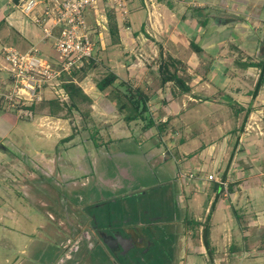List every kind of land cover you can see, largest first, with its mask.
I'll return each mask as SVG.
<instances>
[{
	"label": "rangeland",
	"instance_id": "rangeland-1",
	"mask_svg": "<svg viewBox=\"0 0 264 264\" xmlns=\"http://www.w3.org/2000/svg\"><path fill=\"white\" fill-rule=\"evenodd\" d=\"M125 1L128 14L122 17L115 12L119 31L130 35L133 28L140 32L141 22L147 19V9L153 10L151 4L158 6V0ZM13 2L0 0V49L10 46L25 52L39 43L43 33L30 18L12 7ZM161 2L165 3L162 7L178 15V24L171 23V33H180L186 44L179 48V56L182 61L189 58L190 65L196 69L192 79H188L189 83L197 85L195 102L188 99L187 93H181L174 83L160 87L157 66L163 61V55L158 52L155 56L151 50L150 56L142 54V50L124 52L119 44L120 36L117 42H112L107 25L101 38L94 34L98 39L94 63H89L74 77H64L79 83L92 104H80L78 110L69 108L67 96L49 91L44 94L45 100L58 102L56 115H49V104L45 102L31 118L17 116L9 105L0 104V264H62V242L70 236L68 226L76 225L71 214H68L70 223L66 221L63 207L68 205L82 213L84 205L119 196L129 185L130 192L146 191L148 207L165 197L162 204L166 213L174 208L178 215L174 222L177 229L175 249L165 264H211L207 252L203 255L188 253L186 245L188 242L194 244V240L185 226V217L201 223L210 219L213 228L228 234L230 239L232 236L235 241L239 240L238 244L241 227H246L251 252L246 259L235 254L231 264H264V222L256 223L252 219L254 214L258 216L257 211L264 210V162L255 170L248 169L247 164L237 167L243 171L242 177L248 178L241 182L240 190L234 183L229 193L227 188L231 182L226 178L238 142L237 133L247 127L248 121L242 124L246 108L243 105L252 97L250 93L259 74L258 69L253 70L254 76L244 74L243 63L258 61L264 53V23L253 25L254 15L259 12L264 20V0ZM167 2L172 3L173 11ZM87 14L92 23L90 11ZM244 19L246 26H236V22ZM226 22L229 23L225 27H217ZM145 34L143 43L153 49L151 45H158V41L167 37V30L159 35L153 31ZM48 44L52 45L53 41L49 40ZM193 44L201 51L196 52ZM162 51L167 54L166 49ZM52 53L55 55L54 51ZM211 66L234 70L226 75L230 82L227 87L224 78L217 74L218 70L205 71ZM111 71L117 73L118 79L100 92L96 81ZM233 72H237L236 75ZM228 76L245 79L231 82ZM201 77L208 79L207 86ZM200 82L207 89L201 88ZM121 83L125 87H121ZM233 86L238 88L236 92L231 91ZM126 87L133 90L139 87L150 97L148 111L129 122L124 116L131 107L119 108L126 101L122 94ZM240 105L243 111L236 113L235 108ZM150 118L156 125L163 124V130L145 128ZM261 130L262 135L258 130H245L244 145L255 138L264 140V121ZM260 156L264 157V151ZM190 173L205 178L215 174L226 179L228 186L223 188V194H229H220L215 199L214 182L187 181L180 176ZM229 173L236 177L235 172ZM115 185L119 187L113 188ZM214 199L217 202L209 217ZM154 207L158 209L156 204ZM83 220L88 225V218ZM95 243L102 245L98 238ZM224 253L229 255L230 250L220 244L218 264L225 258ZM77 258V262L70 264H101L98 259H90L84 250Z\"/></svg>",
	"mask_w": 264,
	"mask_h": 264
},
{
	"label": "built area",
	"instance_id": "built-area-1",
	"mask_svg": "<svg viewBox=\"0 0 264 264\" xmlns=\"http://www.w3.org/2000/svg\"><path fill=\"white\" fill-rule=\"evenodd\" d=\"M12 7L30 18L43 33L39 43L25 52L10 46L0 49V104L9 105L17 116L27 118L35 112L32 105L45 101V93L53 91L66 98L61 88L62 77L94 59L98 40L94 34L101 38L107 30V7L122 17L128 14L125 0H18ZM88 11L92 23L88 21ZM49 40L53 41L50 46ZM180 176L187 181L204 180L228 186L226 179L215 174L206 178L194 173Z\"/></svg>",
	"mask_w": 264,
	"mask_h": 264
},
{
	"label": "flooded vegetation",
	"instance_id": "flooded-vegetation-1",
	"mask_svg": "<svg viewBox=\"0 0 264 264\" xmlns=\"http://www.w3.org/2000/svg\"><path fill=\"white\" fill-rule=\"evenodd\" d=\"M127 187L124 185V188ZM130 187L119 196H109L103 202L84 205L82 213L75 212L68 205L63 207L66 221L69 222L71 218L68 214H71L76 225L68 224L70 236L62 242V264L77 262L82 250L90 259L100 260L101 264H165L168 255L175 249L177 229L174 222L178 220V215L174 208L166 213L162 204L165 197L153 201L152 204L155 202L158 207L155 209V204L148 207L145 190L130 192ZM84 218H88V225ZM116 218L118 221H115ZM97 238L103 246L95 243Z\"/></svg>",
	"mask_w": 264,
	"mask_h": 264
},
{
	"label": "crops",
	"instance_id": "crops-1",
	"mask_svg": "<svg viewBox=\"0 0 264 264\" xmlns=\"http://www.w3.org/2000/svg\"><path fill=\"white\" fill-rule=\"evenodd\" d=\"M163 3L164 2H161V0L160 1L158 0V6H155L154 4H151L152 7H154L153 10H151L149 8L147 9V19H145V21L141 22L140 32H138L136 29L133 30V28H132L133 32L129 31L130 35H128L126 31H124V32L119 31V36H120V43L119 44H121L123 46L124 52L134 51V52H138L139 53L140 50H142V52H141L142 54L150 56V50H151L155 56H158V52H159L160 56L163 55V57H165L166 55L169 54L173 58H176V59L180 60L181 63L184 65V67L180 68L179 71H180L181 74H183V76L185 75L184 77L186 78L187 84L190 85V87H191L190 92H188L186 94V96H188L189 100L195 102L196 101V99H195L196 98V94H195L194 91H195V88H197V85L196 86L192 85L191 83H189L188 79H189V77H190V79H192L191 75L194 74L196 69H194V67L192 65H190L189 58L186 59L185 61L181 60V57L179 56L181 54V52L179 51V48L183 44H186V43L182 40V38H180V36H179L180 33H177V32L176 33H173V32L171 33V29H172V27H171L172 24L171 23L173 21V23L178 24L177 20H176V17L178 15H177V13L170 12L165 7H162ZM126 4H127V2H126ZM166 5H168L170 7V9L173 11L174 6L172 5L171 2H167ZM256 7H258V6H254L255 9H256ZM127 9H128V5H127ZM259 9H260V7H259ZM260 13H262V12H259L258 14L254 15L253 25L258 24V22H263L264 23V20H262L260 18L261 17ZM184 18H185V14H183L180 17V20L183 21ZM245 21H246V19H244L243 22L239 20L238 22H236V26H240L241 24H245V26H246V22ZM204 23H206V21ZM227 23H229V22H226V23H223V24H219V25H217V27L223 28V27H225L224 25H226ZM174 28H177V26H174ZM164 30L165 31L167 30V37L165 39L163 38L161 41H158L157 42L158 45H156V44L155 45L153 44L154 46L151 45L153 49L148 48L149 47L148 44L143 43L144 42L143 38L147 37V36H145L146 32L153 31L154 34H158L159 35V34H162L164 32ZM243 33H245V32H243ZM123 34H124V36H123ZM158 35H156V36L159 37ZM142 43H143V45H141ZM161 47L163 49H166L167 54H166V52L162 51ZM161 51H162V53H161ZM141 53L139 55H141ZM191 58H193V57H191ZM191 61H192V59H191ZM241 61H244V60H241ZM160 63L157 66V70L159 69ZM213 69L218 70L217 74L224 78L223 83L225 85L230 83V82L228 83L229 79L226 78V75L228 73L234 71L233 69H227L226 67L220 69V67L213 68L211 66V67H208L205 71L209 72V70L213 71ZM222 69H224V70H222ZM254 69H257V68L256 67H246L244 74H248V75H253L254 76V74H255L254 71H253ZM112 72H114V71H112ZM235 73H237V72H235ZM235 73L233 72V74H235ZM115 74L117 75V73H115ZM157 76H158V80H159V74L158 73H157ZM228 77L231 78V82L234 81L233 79H236V80L242 79L243 81L245 79V77H243V76L241 78H239L237 76H235L233 78H232V76H228ZM201 78H203L202 79L203 84L205 86H207L208 85V79H206V77L205 78L201 77ZM263 85H264V83H263ZM263 85L261 86L260 90L258 91L257 95L254 98L250 97V100L247 101L248 102L247 105L246 104L245 105L242 104L243 106H246V108H249V113L246 116L245 124H246L247 121L249 123L247 122V127H245L244 129L246 131H247V129L258 130L260 135H262L261 122L264 121V97H263V95H264L263 87L264 86ZM200 86H202L201 88H203V89H207V87L202 85V82H200ZM235 86H233L234 88H232L231 91L234 92L236 89H238ZM160 87L162 88L163 86H160ZM225 87H227V85ZM242 105H240V107H242ZM235 110H236V108H235ZM242 111H243V109L240 110V112H242ZM245 115H246V112L244 113L243 121H244ZM252 124H254L255 126L252 125ZM245 130H242L241 132L237 133L238 142L235 145V148H234V150L232 152L230 169L228 167L229 172H235L236 173V177L233 178L232 173H229L227 171V174L229 176L226 177V178H228L230 180V182H231L230 184L231 185H229V186L231 188L233 187L232 184L237 183L234 186L237 189H239V188L241 189V185H240L241 182L246 181L248 179L246 177H242L243 171L237 168V167H239V168L241 167L240 164H247L248 169L255 170L256 169L255 167L257 165L259 166V165L262 164V162H264V157L260 156V154L263 153V151H264V144H263L264 140H260V139L255 138L253 140V142H247L246 145H244V141H245L244 140L245 139V137H244L245 133L244 132H245ZM49 134L52 135L51 133H49ZM260 143H262V144H260ZM247 145H249V147H251L252 149L250 150ZM258 184L261 185V183L259 181H258ZM214 185L212 184V188H213V191L215 192V196L217 198V197L220 196V194H217V190L214 189ZM229 193L225 192L224 194L223 193L222 194L225 195V194H229ZM6 194L9 197L8 191H6ZM234 194H235V196L236 195L238 196V194L232 193V195H234ZM235 199H236V197H235ZM216 202L217 201H215V203ZM213 210H214V207H213L212 211ZM212 211L210 212V214H209L210 216L209 217H211ZM256 214H258L257 217L255 216V214L252 216L253 221H255L256 223L257 222H264V210L257 211ZM208 221H209V224H210V243H211V247H212V249L214 251L213 254H212V258L209 259V262L211 264H218V259H219V257H218L219 256L218 248H219L220 244H222V247H224V248L227 246L228 249L230 250L229 255L224 253L225 258L222 260L221 264H231V258H234L235 254H237V253H239L238 255L240 256V259L241 258L242 259H246V256H248V253L251 252L250 251V245L247 242L249 230L246 229V227H244V226L241 227V240H240L241 242H240V244H238L239 240L235 241L232 236H231V239L228 238V236H229L228 234H226V235L222 234V232L219 229H215V228L212 227V224L210 223V219ZM199 231L201 232V228H200ZM188 233L191 234V231L188 230ZM213 234H214V238H213ZM215 235H216V238H215ZM217 240H218V242H217ZM234 242H236L237 245H235ZM187 248H188V251H189L188 253H195L196 252L197 254H202L203 255L205 252H207V251H205L206 249H205L201 239H199L198 242H194V244L192 242H188L187 245H186V249Z\"/></svg>",
	"mask_w": 264,
	"mask_h": 264
},
{
	"label": "trees",
	"instance_id": "trees-1",
	"mask_svg": "<svg viewBox=\"0 0 264 264\" xmlns=\"http://www.w3.org/2000/svg\"><path fill=\"white\" fill-rule=\"evenodd\" d=\"M18 0H14V2H17ZM160 1V0H159ZM107 19H108V32L109 36L112 40V42H117L119 39V27L116 20V13L113 8L107 7ZM196 52H200V48L197 45H192ZM89 63H94L93 59H90ZM89 63H85L80 70L73 71L71 75H68L69 77H74L77 72L86 69V67L89 65ZM245 67H256L259 69V74L257 77V80L254 84V88L251 91V96L254 98L258 91L260 90L261 86L264 83V53H262L260 60L258 61H249L247 63H243ZM183 64L180 60L173 58L171 55H166L164 57L163 61L159 65L158 74H159V84L160 86H164L168 82L174 83L181 91V93H188L191 90L190 85L187 84L186 78L180 73V68H183ZM63 75L62 77V83L61 88L63 89L64 93L69 99L68 107L78 110L80 104L88 103L92 104V99L83 91L82 87L74 82L71 78L65 79ZM118 79V76L114 72H109L104 77L96 81V88L103 92L108 87L112 86L115 81ZM121 87H125V84L121 83ZM128 91V93L126 92ZM123 96L126 98V101H124L121 106L119 107L121 110L130 108L129 113L124 116V120L126 122L136 120L141 115L148 111V103L150 101L149 95L141 88L137 87L134 90L131 87H126L125 91H122ZM121 94V95H122ZM49 104V115L54 116L56 115L59 105L56 100H45L40 104L32 105L30 108L34 111L37 110L38 107H40L43 103ZM242 107H237L236 112H240ZM245 118L242 124H244L247 114L249 113V108H245ZM151 127H157L159 131L163 130L164 125L163 124H157L153 119H148L145 128H151ZM214 189L217 190V194H222L224 192V187L218 185L217 183H214ZM231 187L227 188L228 192H231ZM216 199V196H215ZM214 201L211 203V207L208 212V216L210 212L212 211L214 207ZM236 217L238 218V213H236ZM185 225L192 233V238L194 242H198L199 239H201L207 254L212 258L213 249L211 247L210 243V224L209 221L206 220L204 223H201L198 220L192 219V218H186L185 219ZM201 228V232L199 231Z\"/></svg>",
	"mask_w": 264,
	"mask_h": 264
}]
</instances>
